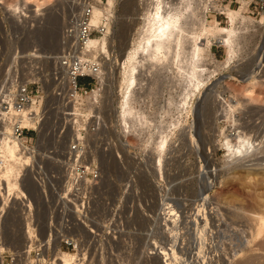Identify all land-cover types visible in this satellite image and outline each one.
<instances>
[{
	"label": "rangeland",
	"instance_id": "374dc122",
	"mask_svg": "<svg viewBox=\"0 0 264 264\" xmlns=\"http://www.w3.org/2000/svg\"><path fill=\"white\" fill-rule=\"evenodd\" d=\"M102 1L117 12L109 56L101 57L106 82L98 108L104 130L84 135L88 159L96 161L101 178L70 189V250L61 248V227H34L29 239L21 212L0 214V264H58L60 250L75 256L77 264H239L243 257L237 250L256 224L252 218L264 211L263 16H251L254 25L242 28L244 39L230 67L223 66L226 46L212 47L214 57L203 60L206 85L201 92L193 84L189 48L181 67L175 59L163 68L146 63L144 84L133 103L145 119L133 126L135 114L130 117L134 123L120 118L121 85L142 38L147 3ZM209 1L214 0H193L192 6L199 10ZM22 2L0 0V83L13 75L26 81L37 77L46 63L33 58L55 57L69 19L86 3L94 4L52 0L38 15ZM218 4L228 6L223 0ZM208 18L209 26L230 27L220 12L211 11ZM34 49L39 50L36 56ZM251 73L259 83L250 98L244 80ZM43 102L50 105L47 93ZM240 136L250 138L253 148L230 150L227 142L238 147ZM162 139L167 140L164 148ZM52 143L53 138L45 142L40 154L53 152ZM44 216L41 222H49ZM26 243L30 251L23 249Z\"/></svg>",
	"mask_w": 264,
	"mask_h": 264
},
{
	"label": "built area",
	"instance_id": "2783aa9c",
	"mask_svg": "<svg viewBox=\"0 0 264 264\" xmlns=\"http://www.w3.org/2000/svg\"><path fill=\"white\" fill-rule=\"evenodd\" d=\"M223 2L229 7H241L239 0ZM246 2L249 16L264 15V0ZM92 18L93 6L86 3L82 12L71 17L64 27L55 57L43 59L34 49V56L39 55L33 59L46 63L37 77L26 81L13 75L0 83V142L4 136L2 128L7 124L19 153L33 158L32 173L20 179V197L0 186V214L21 212L24 227H61L60 245L68 250L70 189L101 178L96 161L88 159V140L84 135H98L104 130L99 103L90 107L92 97L99 95L100 99L105 86L104 60L92 55L87 45L94 36H105L113 19L104 17L99 26H93ZM46 93L50 105L43 102ZM70 134L74 137L71 141ZM51 138L53 152L40 154V148ZM43 215L49 222H41Z\"/></svg>",
	"mask_w": 264,
	"mask_h": 264
},
{
	"label": "bare ground",
	"instance_id": "6f19581e",
	"mask_svg": "<svg viewBox=\"0 0 264 264\" xmlns=\"http://www.w3.org/2000/svg\"><path fill=\"white\" fill-rule=\"evenodd\" d=\"M141 1L144 2V4L147 3L145 4L146 6H144V10L146 11V13L144 14L145 24L144 27H142V35H141L142 38L139 44L137 43L138 47L131 56L130 67L128 69L127 76H125V79H123L124 82L121 85L123 88L122 90L123 100L121 102L120 118L121 121L127 122L135 114L136 116V117L134 116L135 120L131 119L133 123L135 121L133 126L134 125L138 126L141 123L143 125V119H145L143 118L144 117L143 115L141 116L142 118L140 117L142 113L136 111V108L133 103L136 100H138L137 99L139 98L138 90L142 88L144 84L143 83L144 79L141 76L143 73V69H146V63L151 64L150 68L153 69L155 67L158 68L166 65L169 66L171 60L175 59L177 64L180 66L184 62H186L187 60L186 58H188L187 57L188 50H190L189 56L194 65V71L193 69H191L193 71L191 76L193 78L194 75L195 78V82H193V84L195 86V89L198 92H201L204 86L206 85L205 82L206 80H204L203 77L201 76V72L204 71L203 62L206 61L204 60L205 58L209 59L211 57H214L212 53V47L215 44L219 45V47L223 45L226 46L228 51H227L226 61L225 63L223 62L224 63L223 66L224 67L226 66V68L230 67L234 63L238 55V51H239L238 49L241 45V41L244 39L243 36L244 33L242 32V28L245 27L246 29L247 27L248 29L250 26L254 25L255 23V21L251 18V16L250 17L247 16L249 11L246 0H239L241 3V7L238 10L231 9V7L229 6L224 7L218 4L219 0L209 1L211 2L210 4L204 2L202 3V5H199V10L198 8H193L192 6L193 0H141ZM182 1L183 4L185 5V8H183L184 6L183 7L181 6ZM23 2L22 4L25 8L28 7L31 8L33 6V10H31V12L33 13L35 12L38 15H43V13L41 12L47 9L48 5L51 4L52 0H23ZM84 6L85 5H83V7ZM92 6H93V18H92L93 26H99L102 23L104 17H110L111 19L117 17L116 16L117 12L115 10V7L108 5L105 6L102 0H94V4ZM78 9L74 10V13L75 11H78ZM196 10L198 11L197 13ZM211 11L220 12V14L222 13L223 15H226L229 19L230 27H222L220 26L221 25L220 23H217L216 26H209L208 13ZM243 13H245V15ZM25 16L27 17L26 14ZM108 28H109L108 32L105 34V36L99 39L93 38L89 41L87 45V49L92 53V55L97 57L105 56L103 57L105 59H107V57L109 56L110 53L109 48L111 47L109 35H111L112 33L113 26L110 25V27ZM187 48L189 49L187 50ZM189 62L190 65H192L191 61ZM259 66L261 67V69L264 70L263 61H261ZM182 70H184V68H182ZM216 72L217 71H215V73ZM256 77L257 76H255V73H251L250 76H248L244 80L245 83L247 84L246 87L247 96L248 97L250 96V98L251 96L254 97L253 90H255L254 88L257 85L256 82L258 81V80L256 81ZM243 90H245V86ZM98 97L99 95H95L92 97L90 101V107H93L94 105H96V103H98L99 101ZM2 129L4 136L1 138L2 140L0 142V186L3 185L10 195L20 197V193H19L21 191L20 179L21 177L25 175L29 176L32 173L31 167L33 166V158L28 155L22 156L19 153L18 146L16 145V143L13 142L10 136L12 129L9 125L5 124ZM240 138H241L240 139L241 141L239 143L240 146L238 147L231 146L227 142V146L230 147V150L236 149L235 150L236 152L242 153L243 152L242 148H246V147L249 148V146H252L253 148L254 143L251 141L250 138L247 137L242 138V136H240ZM162 141L163 142L161 143V146L164 148L167 145V140L162 139ZM247 151L249 150L247 149ZM160 165H162V160L160 161ZM262 208H264V203ZM253 218L252 220L255 221L256 224L254 225L251 224L254 227L250 229L251 232L249 233L248 237L241 242L242 246L240 245L241 246L239 247L240 250H237L235 248L237 251H239L240 257L241 258L243 257V260H240L241 262H239V264H261V257H264V211L262 214H255ZM27 228L28 230L26 236H28L29 239H31V237L35 235V230L33 229L32 226H28ZM29 245L30 244H27V246H25V248L23 249L27 248L30 251V249L32 248ZM256 251H259L257 255H256ZM57 256L59 261L58 264H77L76 263L77 258L75 256L63 252L62 250H60L57 253ZM240 257L239 259H241Z\"/></svg>",
	"mask_w": 264,
	"mask_h": 264
}]
</instances>
